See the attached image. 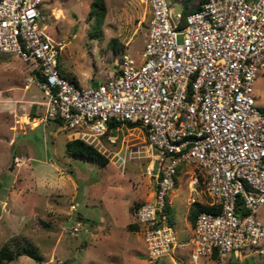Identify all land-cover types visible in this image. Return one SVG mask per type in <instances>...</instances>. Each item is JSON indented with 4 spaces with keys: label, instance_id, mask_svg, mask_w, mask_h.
I'll use <instances>...</instances> for the list:
<instances>
[{
    "label": "built area",
    "instance_id": "2783aa9c",
    "mask_svg": "<svg viewBox=\"0 0 264 264\" xmlns=\"http://www.w3.org/2000/svg\"><path fill=\"white\" fill-rule=\"evenodd\" d=\"M144 1L150 10L138 55L122 53L115 72L95 85L61 73L63 42L37 21L43 0H0V52L34 63L29 81L44 94L42 122H57L122 168L143 163L150 196L135 217L149 260L172 258L179 247L194 262L262 254L264 110L254 82L264 74V0H204L184 20L169 0ZM177 185L189 208L210 207L182 239L165 210Z\"/></svg>",
    "mask_w": 264,
    "mask_h": 264
},
{
    "label": "rangeland",
    "instance_id": "374dc122",
    "mask_svg": "<svg viewBox=\"0 0 264 264\" xmlns=\"http://www.w3.org/2000/svg\"><path fill=\"white\" fill-rule=\"evenodd\" d=\"M201 1L169 3L174 15ZM104 3L100 28L87 16L91 0L41 3L39 25L53 41L63 42L60 71L83 86L106 80L115 72L117 58L138 55L146 37L150 6L144 0ZM112 38L122 44L121 50L112 48ZM34 69V63L0 52V247L14 251L34 246L41 260L19 254L0 264H264V253L241 259L226 253L194 262L186 247L174 250L172 258L149 260L134 207L150 196L143 163L127 162L122 168L111 158L99 164L67 153L69 134L57 122L40 120L44 94L29 81ZM254 95L263 109L264 74L255 79ZM125 131L122 125L121 135ZM49 171L59 178V186L41 190L36 178ZM167 197L173 200V224L182 239L190 228L186 190L177 185ZM259 215L264 220V207ZM261 243L264 248V238Z\"/></svg>",
    "mask_w": 264,
    "mask_h": 264
},
{
    "label": "trees",
    "instance_id": "16d2710c",
    "mask_svg": "<svg viewBox=\"0 0 264 264\" xmlns=\"http://www.w3.org/2000/svg\"><path fill=\"white\" fill-rule=\"evenodd\" d=\"M202 1H204V0H202ZM201 2H199L195 6H191V7H187L185 5V7L183 9H181V13H182V19L181 20H184V17L186 16V14H188L191 10L196 8ZM105 14H106V6L104 3V0H91V4H90V8L88 10L87 16L89 17L90 20H92V22H94L96 24L97 27L100 28L101 24L103 23ZM110 44H111L112 48L116 51L122 49V44L120 42H117L114 38H112L110 40ZM1 53H3V52H1ZM3 58H6V57L4 56ZM3 58H1V59H3ZM33 71L37 72L36 69H34ZM61 73L63 74V72H61ZM65 76H67L68 78H70L76 82V80L73 77H70L68 75H65ZM263 110H264V108H263ZM65 149H66V152L71 154V155L81 156L83 158L90 159V160L97 162L99 164H104L107 161H109L108 156H106L105 154L100 152L93 145L88 144L79 138L66 140ZM140 204H141V202H137L135 204L136 206H134L135 209ZM208 209H210V207L208 205H205V204H202L199 202H195V203L191 204L188 215H187L191 225L194 223L196 214L199 211L208 210ZM165 210L168 212L169 219L172 221L173 220L172 215H171L172 209L170 208V206L166 205ZM129 227H132V225H129ZM19 254H26V255H29L30 257H33L36 260H41V255L37 252V250H36V248H34V246H24L21 250L16 249L13 251L12 249H10L8 247V245L3 244L0 247V262L1 261H10V260L14 259Z\"/></svg>",
    "mask_w": 264,
    "mask_h": 264
},
{
    "label": "clouds",
    "instance_id": "9594fccd",
    "mask_svg": "<svg viewBox=\"0 0 264 264\" xmlns=\"http://www.w3.org/2000/svg\"><path fill=\"white\" fill-rule=\"evenodd\" d=\"M36 185L39 189H56L59 186V178L54 172L42 173L36 178Z\"/></svg>",
    "mask_w": 264,
    "mask_h": 264
}]
</instances>
